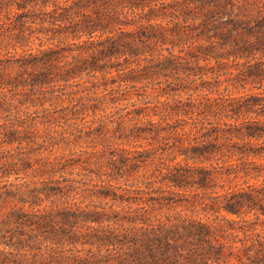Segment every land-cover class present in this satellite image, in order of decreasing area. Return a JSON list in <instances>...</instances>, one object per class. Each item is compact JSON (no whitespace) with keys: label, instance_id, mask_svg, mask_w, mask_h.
Segmentation results:
<instances>
[{"label":"trees","instance_id":"1","mask_svg":"<svg viewBox=\"0 0 264 264\" xmlns=\"http://www.w3.org/2000/svg\"><path fill=\"white\" fill-rule=\"evenodd\" d=\"M0 264H264V0H0Z\"/></svg>","mask_w":264,"mask_h":264},{"label":"rangeland","instance_id":"2","mask_svg":"<svg viewBox=\"0 0 264 264\" xmlns=\"http://www.w3.org/2000/svg\"><path fill=\"white\" fill-rule=\"evenodd\" d=\"M8 148H9V147H8ZM12 178H14V176H13Z\"/></svg>","mask_w":264,"mask_h":264}]
</instances>
